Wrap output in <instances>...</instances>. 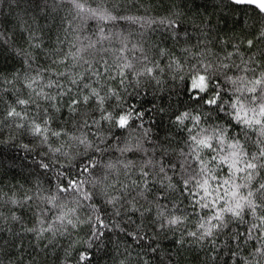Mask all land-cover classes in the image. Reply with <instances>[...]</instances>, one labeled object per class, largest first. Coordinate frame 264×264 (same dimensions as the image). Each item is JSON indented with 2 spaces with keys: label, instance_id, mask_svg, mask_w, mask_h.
<instances>
[{
  "label": "snow or ice",
  "instance_id": "1",
  "mask_svg": "<svg viewBox=\"0 0 264 264\" xmlns=\"http://www.w3.org/2000/svg\"><path fill=\"white\" fill-rule=\"evenodd\" d=\"M0 264H264V0H0Z\"/></svg>",
  "mask_w": 264,
  "mask_h": 264
}]
</instances>
